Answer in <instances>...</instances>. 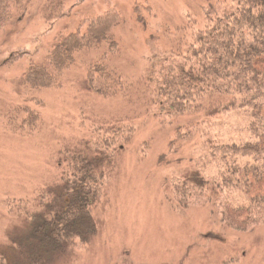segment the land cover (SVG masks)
Here are the masks:
<instances>
[{
    "label": "rangeland",
    "instance_id": "1",
    "mask_svg": "<svg viewBox=\"0 0 264 264\" xmlns=\"http://www.w3.org/2000/svg\"><path fill=\"white\" fill-rule=\"evenodd\" d=\"M227 1L26 0L20 17L0 28V264H7L3 255L15 254L11 241H24L32 232L34 224L26 220V211L35 212L45 190L68 178L63 173L70 171V153L77 149L95 160L99 148L112 155L114 165L93 211L97 233L89 244H78L48 264H264V226L239 233L222 224L212 205L172 207L167 199L185 177L196 182L213 175L208 169L196 177L204 144L253 141L264 134L260 124L259 133L253 134L251 121L240 114L201 125L192 118L171 120L162 117L153 101L129 102L134 91L124 102L94 95L87 87V74L101 54L92 51L78 54L54 88L34 91L25 84L32 67L49 62L54 45L79 28L83 31V22L109 9L125 21L115 36L131 81L154 54L151 35L186 22L193 25L194 34L206 25L202 18L209 4L219 2L222 7ZM135 92L144 94L140 87ZM19 108L38 115V125L15 130L29 114L10 121ZM126 127H133V132L114 134ZM180 127L186 137L170 150ZM105 142L112 143L109 149ZM161 157L173 158L172 164L160 163ZM231 200L234 207L247 202L239 193Z\"/></svg>",
    "mask_w": 264,
    "mask_h": 264
},
{
    "label": "trees",
    "instance_id": "2",
    "mask_svg": "<svg viewBox=\"0 0 264 264\" xmlns=\"http://www.w3.org/2000/svg\"><path fill=\"white\" fill-rule=\"evenodd\" d=\"M24 2L0 0V28L18 17ZM218 3L204 10L202 19L206 25L194 34L193 25L186 22L174 30L164 27L159 36L151 35L154 54L142 73L131 81L124 71L121 46L115 36L125 21L121 13L109 9L83 22V31L79 28L54 45L49 62L32 67L25 84L34 91L54 88L76 63L78 54L97 52L101 57L91 64L87 74L92 94L124 102L134 91L129 102L148 99L162 117L192 118L200 125L225 115H245L251 121L249 131L259 133L257 125L264 128V0H229L222 7ZM52 10L50 7L49 17L54 14ZM138 87L144 94L135 92ZM27 112L15 130L38 125L39 116L28 108L13 110L10 121ZM183 128L177 131L178 139L169 144L170 150L186 137L181 132ZM132 129L114 130V134L131 133ZM104 144L109 149L112 143ZM210 144L202 146L200 174L195 176L200 177L208 169L213 175L196 182L185 177L173 186L172 197H167L169 203L180 208L189 207V203L212 205L214 212L217 208L215 213L221 215L222 224L239 233L264 226V134L253 141ZM99 149L95 150L99 155L95 160L77 149L70 153V171L63 173L68 178L62 177L59 187L45 190L35 212L26 211V220L34 227L26 240L11 241L15 254L3 255L7 264H48L72 252L78 244L92 241L97 233L93 211L104 196L105 180L112 172L109 167L114 165L112 155ZM164 161L172 164L173 158L161 157L160 163ZM179 162L178 159L176 163ZM234 193L244 196L246 204L234 207Z\"/></svg>",
    "mask_w": 264,
    "mask_h": 264
}]
</instances>
